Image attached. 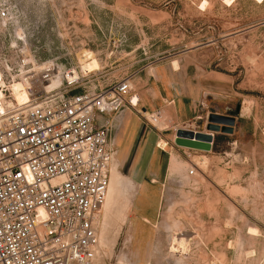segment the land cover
<instances>
[{
	"label": "rangeland",
	"instance_id": "1",
	"mask_svg": "<svg viewBox=\"0 0 264 264\" xmlns=\"http://www.w3.org/2000/svg\"><path fill=\"white\" fill-rule=\"evenodd\" d=\"M164 66L212 83L183 129L208 133L216 114L234 118L232 133H213L210 151L181 148L163 116L152 127L132 111L139 135L132 126L136 140L116 148L110 126L121 190L109 252L94 260L264 264V0H0V114L33 86L70 96L130 79L133 96Z\"/></svg>",
	"mask_w": 264,
	"mask_h": 264
},
{
	"label": "built area",
	"instance_id": "2",
	"mask_svg": "<svg viewBox=\"0 0 264 264\" xmlns=\"http://www.w3.org/2000/svg\"><path fill=\"white\" fill-rule=\"evenodd\" d=\"M59 90L29 87L26 104L0 114V264H91L112 161L110 124L98 117L131 110L152 127L162 118L136 109L130 79Z\"/></svg>",
	"mask_w": 264,
	"mask_h": 264
},
{
	"label": "crops",
	"instance_id": "3",
	"mask_svg": "<svg viewBox=\"0 0 264 264\" xmlns=\"http://www.w3.org/2000/svg\"><path fill=\"white\" fill-rule=\"evenodd\" d=\"M185 75V73L169 66L153 68L145 74L143 78L144 88L136 94L138 96V106L142 110L146 112L162 111L166 124L163 133H170L173 139L178 129L185 128L183 127L184 124L204 114V107L206 106L203 92L206 95L211 93L209 92L211 90L207 89L212 86L211 82L208 80H205L207 82H194ZM218 89L219 87H216V90ZM108 119L109 116L98 117L100 123L107 120L110 124L113 131L112 138H114L115 143L117 141L116 148L121 144H131L136 140L139 135L140 124L132 111L124 110L115 115L111 121ZM132 126H135L138 135L135 139L128 140V131L135 133L134 130L129 129ZM163 142L165 147L166 142Z\"/></svg>",
	"mask_w": 264,
	"mask_h": 264
},
{
	"label": "bare ground",
	"instance_id": "4",
	"mask_svg": "<svg viewBox=\"0 0 264 264\" xmlns=\"http://www.w3.org/2000/svg\"><path fill=\"white\" fill-rule=\"evenodd\" d=\"M224 1L226 3V0ZM228 1L229 0H227V2ZM44 89H47L46 85L44 86ZM132 101L138 104V96L133 95ZM143 115L148 116V112L144 113ZM154 124L155 126H160L161 122L159 120H156ZM164 144L165 143L163 141L160 142V146L162 148H164ZM111 146H113L112 140H111ZM199 162L201 165L206 164V161H204L203 159H200ZM111 165H112V161L109 167L108 184L104 196V201L102 203L100 213L96 221V230H97V246H96V255H95L96 259L101 257L100 255L101 253L106 254L107 251L109 250L108 239H109L110 229L115 225L114 219L118 215V211L115 209V207L118 205L119 194L121 190V182H120V176L117 172L115 165L112 166ZM178 237L177 238L173 237L170 242V251L172 254H176L179 252H181V254H184V252L187 250V245L189 242L186 245L185 240L183 238L179 239ZM92 264H101V263H98L96 260H94Z\"/></svg>",
	"mask_w": 264,
	"mask_h": 264
},
{
	"label": "water",
	"instance_id": "5",
	"mask_svg": "<svg viewBox=\"0 0 264 264\" xmlns=\"http://www.w3.org/2000/svg\"><path fill=\"white\" fill-rule=\"evenodd\" d=\"M234 118L212 114L207 125L208 133L193 132L178 129L175 133L174 144L191 150L210 151L213 143V133H232Z\"/></svg>",
	"mask_w": 264,
	"mask_h": 264
}]
</instances>
